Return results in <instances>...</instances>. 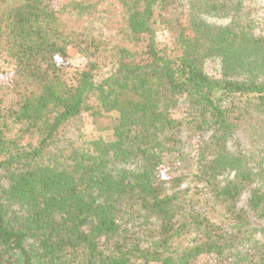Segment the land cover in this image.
Instances as JSON below:
<instances>
[{"label":"trees","instance_id":"16d2710c","mask_svg":"<svg viewBox=\"0 0 264 264\" xmlns=\"http://www.w3.org/2000/svg\"><path fill=\"white\" fill-rule=\"evenodd\" d=\"M251 1L0 0V264H264Z\"/></svg>","mask_w":264,"mask_h":264},{"label":"rangeland","instance_id":"374dc122","mask_svg":"<svg viewBox=\"0 0 264 264\" xmlns=\"http://www.w3.org/2000/svg\"><path fill=\"white\" fill-rule=\"evenodd\" d=\"M244 14L249 15L260 24V30L262 31V34L264 35V0H255L251 2H246L244 5ZM109 19V18H107ZM107 20L104 18L103 20L101 18H97L93 24L90 25V29L95 33L99 34L103 37L109 38L113 34V30L107 26L109 24H106ZM157 37L160 41L167 42L168 41V35L163 32L159 31L157 34ZM85 63V60L83 58H80L78 56H73L71 58V65L72 67H79L82 66ZM206 70L209 73H212L214 71L213 64H207ZM179 114L174 113V116L177 117ZM79 126V130L76 129V127L73 128L72 134H76L79 132H82L86 137L88 138H95L99 135H106L107 131L100 132L91 123L90 117L88 114L84 113L80 119V121L77 123ZM79 131V132H78Z\"/></svg>","mask_w":264,"mask_h":264}]
</instances>
